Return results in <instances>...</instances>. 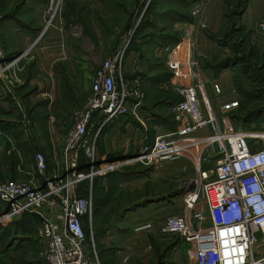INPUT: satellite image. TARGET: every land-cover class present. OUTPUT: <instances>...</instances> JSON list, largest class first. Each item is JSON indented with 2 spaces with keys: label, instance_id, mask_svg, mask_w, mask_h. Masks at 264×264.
<instances>
[{
  "label": "rangeland",
  "instance_id": "1",
  "mask_svg": "<svg viewBox=\"0 0 264 264\" xmlns=\"http://www.w3.org/2000/svg\"><path fill=\"white\" fill-rule=\"evenodd\" d=\"M20 2L21 0H0L2 3L0 49L3 52L5 49L9 53L18 52L19 31L28 32L34 27L33 4L29 2L31 5L23 8V5L19 6ZM118 2L120 4H117ZM193 2V0H65L61 12L50 26L48 23L51 14L47 11L41 37L25 51L26 55L19 61V67L28 54H32L48 29L59 23L60 19L75 38L78 56H89L86 61L89 63L91 73L96 72L102 61L123 47L129 37L131 42L129 41L130 46L126 50L125 65L131 61L130 64L136 68L134 78L139 76L141 79L145 91L144 105L147 108H142L143 112L139 114V118L133 119L128 115L122 121L121 118H116L104 129L101 140L106 141L109 132L110 142L108 148L102 145L103 150L99 144V149L102 154L105 153L103 155L107 159L122 156L125 151L124 145L133 147L132 153L129 150L130 154L128 152L123 155L126 156L139 153L143 146L150 143L144 136L135 134L134 130L128 134L123 128L126 122L132 121V127L137 131L139 126L135 122L143 123L152 114L158 113L171 123L168 125L169 128L173 125L175 127L176 123H172L175 120L174 114L168 112V107H164L162 101L177 100V91L171 84L174 76L176 77L174 86L182 81L178 80L166 61L172 53H177L184 59V54L188 50L191 52L194 70L199 74L210 107L215 113L219 132L226 134V131H247L264 134V112L254 116L250 122L245 123L246 126L243 125L246 114L260 107L264 108V32L261 28L264 22V0H204L198 12L188 8ZM145 18H148L149 22L142 27ZM212 18L215 24L209 26L208 22ZM139 20L140 23L136 27ZM134 42L136 45L132 46ZM133 47L134 49H131ZM187 66V62H183L182 70H186ZM14 78H17L16 75ZM15 79L9 90H4L2 94L8 110L16 111L18 107L16 102L19 100V123L23 126L21 129L24 131L25 139L31 137L30 153L23 154L13 134L2 133V136L7 134L12 137L15 145L13 153L19 157L17 165L22 162L25 169L18 171L16 166L13 178L9 175L11 172L9 165L5 168L7 171L5 174L8 173L5 179L29 180L34 175L37 153H44L51 167H54L52 159L63 150L66 135L76 120L75 114L84 107L91 92L89 90L81 106L70 109V112L65 114L64 123L56 126L54 120L51 122L53 109L47 107V101L34 100L30 95L25 98L27 93L32 91V86L25 87L23 84L26 80L19 75L17 92L14 90ZM162 80L168 87L157 84ZM239 97L240 100L234 108L222 106L223 100L234 98L236 101ZM218 100L221 106L218 105ZM17 114L16 111L11 116L16 117ZM153 120L159 122L156 118ZM205 130L208 132L207 137L216 133L208 128ZM181 135L178 137L186 136ZM196 136L204 137L198 134ZM261 137V140H251L253 147L264 146V137ZM176 138L172 136V139ZM252 138L259 137L254 135ZM210 141L212 142L207 145L200 160L201 169L208 172V182L215 178L214 170L220 158L216 149L217 141L214 139ZM131 166L123 172V174L129 172V177L108 174L96 178L92 187L84 183L80 191L81 196L89 194L93 196L94 225L92 230L89 229L88 238L90 240L92 233L94 234L96 251L102 264L104 257L107 256L106 249L126 239L128 235L125 233H129L130 220L143 206L150 207L143 210V213L152 211V215H139L138 220L141 222L150 218H153V222L161 218L165 220L163 215L171 217L185 214L189 215L190 219L192 215H195V219L200 214L208 215V197L202 189L197 194L194 206L191 207L190 203L184 200L185 194L196 188L197 173L193 162L183 158L165 160L159 166L148 162H138ZM120 182L122 183L119 186ZM142 198L153 199V202L147 203ZM138 200L139 207L134 211H124L126 206ZM102 204L104 206L101 207ZM9 210L10 205L0 200V215ZM117 229H123L125 233H122L123 231L118 233ZM152 229V232L150 229L146 230L149 232H142L135 241L140 246L138 255L145 259L144 264H190L187 246L178 235L164 234L160 227L154 226ZM16 237V247L13 251L19 252H14L12 256L17 258L19 255V264H48L44 257L45 245L40 237V218L39 221L19 219L17 226L3 231L0 236L1 246L5 248L9 240ZM1 256L2 254L0 259ZM148 256L149 258H146Z\"/></svg>",
  "mask_w": 264,
  "mask_h": 264
},
{
  "label": "built area",
  "instance_id": "2",
  "mask_svg": "<svg viewBox=\"0 0 264 264\" xmlns=\"http://www.w3.org/2000/svg\"><path fill=\"white\" fill-rule=\"evenodd\" d=\"M64 1L49 0V26L61 12ZM139 23L140 20L136 27ZM261 28L264 32V22ZM129 41L128 37L124 46L102 61L96 70L91 96L76 112L63 150L52 159L54 167L46 155L39 152L35 156L32 178L0 180V200L10 205V210L0 215V228L8 227L27 213L35 214L40 218V237L48 264H102L94 234L89 240L86 233V225L91 230L94 225L93 196H81L82 185L87 183L92 187L96 178L138 162L159 166L165 160L186 158L193 162L197 181L196 188L186 193L184 200L194 206L202 189L208 197V215L200 214L196 218L204 223L208 217L209 225L194 230L190 216L184 214L168 217L160 230L164 234L178 235L184 241L190 264H264V146L255 148L251 142L262 137L247 131L219 132L215 113L194 70L189 50L184 59L172 53L166 61L182 81L174 86L176 77L173 78L171 86L180 100L170 111L186 136L172 139L170 134H158L152 144L143 146L136 155L114 159L101 155L99 144L104 129L116 118L127 115L139 118L145 106L140 77H128L126 73ZM3 55L0 49V57ZM24 55L26 52L17 56L10 67H15ZM183 62L188 64L186 70H182ZM2 72L0 69V74ZM206 128L216 133L206 138L196 136ZM254 135L259 138H252ZM0 138H3L0 150L12 154L15 151L12 137L2 136L0 132ZM213 139L217 141L220 158L214 170L215 178L208 182V172L201 169L200 160ZM17 166L18 171L24 169L22 162ZM150 228L151 224L139 227ZM1 250L0 243V253Z\"/></svg>",
  "mask_w": 264,
  "mask_h": 264
},
{
  "label": "crops",
  "instance_id": "3",
  "mask_svg": "<svg viewBox=\"0 0 264 264\" xmlns=\"http://www.w3.org/2000/svg\"><path fill=\"white\" fill-rule=\"evenodd\" d=\"M87 1H91V0H87ZM193 1L194 2L190 3V6H188V8L192 11L198 12L203 6L202 2L204 0H193ZM29 2L33 4L32 9H33L34 27L29 29L28 32L19 31L18 52L16 51L13 53H9L5 49L4 55L0 57V69L3 70V73L0 78V132L1 133L7 132L6 130L3 129L2 125L4 123L14 120L13 116H10L9 113L11 112L15 113L17 111L19 114V106H20L18 100L19 97L15 98L16 100H18V102H16L18 105L16 111L8 110L7 102L6 100H4L2 94L4 90L5 91L9 90L10 84H13V81L15 79L14 75H16L17 77L15 79L16 85L14 87V90L19 92V75H20V77L23 80H26V83L23 84L25 85V87L32 86L31 89L32 91H30V97L34 100L38 99L39 101L46 100L47 107L50 110L53 109L52 115L50 114L52 116L51 122H53L54 120V124L58 126L59 124L64 123L65 114H68V112H70V109L73 110L76 107L81 106L85 102L87 93H89V90H91L90 84L95 74V72L91 73L89 69V63L86 61L87 58L89 59V56L88 57L87 55L78 56L79 54L77 52L78 46L76 45L75 38L72 35V33L69 30H67V28H65V24L62 22V19H60L61 21H59V23L54 25L52 28L48 29L46 34L38 42V45L36 44L37 46L33 50L32 54H28V57L24 59L20 67H19V62L15 67H10V63L18 55L23 54L25 51H28L29 47L38 41V39L41 37L40 34L42 33L41 31L46 21V14H47V7L49 0H21L19 6L21 7L23 5V8L29 7L31 5L28 4ZM1 4L2 3H0V6ZM207 10H209V7H207ZM213 22H214L213 18L210 19V21L208 22L209 26H211L212 24L214 25L215 23ZM216 22L218 21L216 20ZM130 62L131 61L127 62L125 68H126L127 76L133 77L136 73V68L134 67V65L130 64ZM158 83L161 87L166 86L163 80L161 82H157V84ZM211 96L213 97V95ZM239 100L240 97L237 98L236 101L234 98H228L227 100H223V102L226 103L227 105L222 102V106L223 107L227 106L228 108L229 107L234 108L239 102ZM219 102L220 100H218V105L221 106ZM215 105L214 107H218ZM144 108H147L146 105L144 106ZM168 112H171L170 108ZM124 118H126V116L121 117L120 121H122ZM134 118L135 117H133V119ZM153 119H155L154 114H152L147 121L146 120L145 122L142 121L143 123L135 122L139 126L137 131L133 129L132 121L126 122L125 127L123 128L127 130L128 134L133 132L134 130L135 134L139 133L140 135L144 136V139L150 142L149 144L153 143L154 138L158 134H170L171 136H175V137L182 136L180 126H178L177 124L175 125V127L169 128L167 123L165 122L157 123ZM175 133L176 134L178 133V135H175ZM207 133H208L207 130H202L199 131L198 135L207 137L206 136ZM257 135H261L264 137V134L257 133ZM109 136L110 133L108 132V138L106 139V141L105 140L100 141L101 149H102V145H105L108 148V142H110ZM128 139H132V138H128ZM0 140L2 142L3 138H0ZM143 143L145 144L146 142ZM123 148L125 150L124 154H127L129 150L131 153L133 152V147L129 148L128 145L127 146L124 145ZM3 153L4 152L0 150V156H2ZM100 153L101 155L105 154V153L102 154L101 150ZM122 156H117L116 158H120ZM130 156H132V154ZM5 168L6 167H3L4 170ZM121 183L122 182L119 183V186L121 185ZM142 200L147 201V203L153 202V199L146 200L142 198ZM139 201L140 200L135 201L131 204L139 203ZM147 208L150 207L143 206L137 212H135L136 214L134 215L136 216L130 220V227H128L129 233L127 232L125 233L123 229H117L118 233L123 231L122 233H125L128 236L126 237V239L120 241L119 244L111 247L112 248L110 251L111 256L109 257L110 264H144L145 259L141 255H138L139 252L138 247L140 246H138L135 241L136 238H139L141 236L142 232H145L148 229H139V227L145 224H151L150 230L152 232L153 231L152 228H154V226L155 228L157 227L159 228L164 223L166 218H168V217H164L163 215V218H165V220H162L161 218L160 220L153 222V218H150L149 220L145 219L143 222H141L140 219L138 220L139 215H152V211L148 213H143V210H147ZM157 208L158 207H155V209ZM134 209L136 208L130 210L134 211ZM194 216L195 215H192L190 219L191 226L194 230H200L209 225L208 217L205 218L204 223H200L198 220H196L197 218L195 219ZM132 230L134 232H132ZM146 258H149V256Z\"/></svg>",
  "mask_w": 264,
  "mask_h": 264
},
{
  "label": "trees",
  "instance_id": "4",
  "mask_svg": "<svg viewBox=\"0 0 264 264\" xmlns=\"http://www.w3.org/2000/svg\"><path fill=\"white\" fill-rule=\"evenodd\" d=\"M117 4H120V3L118 2ZM148 22H149L148 18H145V20L143 19L142 27ZM134 45H136L135 42L132 44V46H134ZM131 49H134V47L131 48ZM29 95H30V93H27L25 98H27V96H29ZM176 97H177V100L174 99V100H167L166 101V99H165V100L162 101V104L164 105V107H168V110H169V108L174 103H176V102H178L180 100V97H179V95L177 93H176ZM262 112H264V108H262V107H260V108H258L256 110L250 111L248 114H246L244 116V118H243L244 124L243 125L246 126L245 123L247 124L248 122H250L253 119L254 116H256V115H258V114H260ZM11 114H13V112L9 113L10 116H11ZM154 116H155V118L157 120H159L160 123L161 122H165L168 125L171 124L167 119H165L164 117H161L158 113H156ZM130 117L133 118V116H131V115H130ZM13 118H14V120H12L10 122H7V123H4L2 125V127L8 133H11V134H13L15 136L17 144H18V148H20L23 151V154L29 155V153H30L29 139H31V137L29 136L30 138L28 137L27 139H25L24 131L21 129L23 126H22L21 123H19L20 122L19 121V114L16 117L13 116ZM172 123H176V121L174 120V122H172ZM173 127H174V125H173ZM18 161H19V157H18L17 154H15V153L7 154V152L3 153V155L0 156V179H5L6 176H8V173L5 174L7 171H5L3 169V167H9V165H10L9 168L11 169V172L9 173V175L14 178L15 174H16V170H17L16 166H17ZM130 167H132V166H127V167L121 169L119 172L116 171V172L111 173V174H119V175H122V176L129 177L130 176L129 172H127L126 174H123V172L128 170ZM102 202H103V200H102ZM104 203H107V202L104 201ZM138 204L139 203L130 204L129 206H126L124 208V211L130 210V209H133V208H137V207H139ZM102 206H104V204H102L101 207ZM19 219H27V220L35 219V220L39 221V218H38L37 215L31 214V213H27V214L21 216L20 218H17L16 220H14L8 227L0 228V236L3 233L4 230L7 231L11 227L14 228L15 226H17V224H19ZM85 222H87V220H85ZM86 233H87V236H88L89 228H88L87 225H86ZM16 239H17V237L15 239H10L9 242L7 243V245L5 246V248L2 247L0 255L2 254L3 257L1 256L0 264H19V255H18L17 258H13V256H12L14 252H19L18 250L13 251V249L16 247V245H15L16 242H17ZM111 249L112 248H107L106 251H105L107 256H106V258L104 257V259H103L104 260V264H110V258L109 257L111 256V252H110Z\"/></svg>",
  "mask_w": 264,
  "mask_h": 264
},
{
  "label": "bare ground",
  "instance_id": "5",
  "mask_svg": "<svg viewBox=\"0 0 264 264\" xmlns=\"http://www.w3.org/2000/svg\"><path fill=\"white\" fill-rule=\"evenodd\" d=\"M198 159V158H197Z\"/></svg>",
  "mask_w": 264,
  "mask_h": 264
},
{
  "label": "water",
  "instance_id": "6",
  "mask_svg": "<svg viewBox=\"0 0 264 264\" xmlns=\"http://www.w3.org/2000/svg\"><path fill=\"white\" fill-rule=\"evenodd\" d=\"M21 55V54H20Z\"/></svg>",
  "mask_w": 264,
  "mask_h": 264
}]
</instances>
